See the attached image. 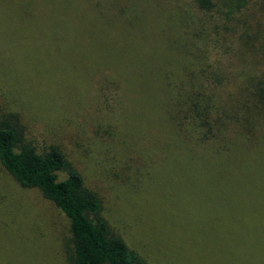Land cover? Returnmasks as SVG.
Returning a JSON list of instances; mask_svg holds the SVG:
<instances>
[{
	"label": "rangeland",
	"instance_id": "1",
	"mask_svg": "<svg viewBox=\"0 0 264 264\" xmlns=\"http://www.w3.org/2000/svg\"><path fill=\"white\" fill-rule=\"evenodd\" d=\"M88 1L0 0V110L20 115L31 141L64 143L71 164L82 171L86 184L100 195L101 216L147 264H239L237 236L244 230L239 224L242 218L247 219L240 213L243 207H238L242 202L240 191L247 193L250 200L254 196L249 186L239 182L236 170L167 167L160 179L158 169L148 168L138 172V180L133 175L135 187L121 186L125 184L123 174L131 173L125 171L126 155L131 154L118 143L105 151L95 142L96 150L90 148L93 153L83 155L80 143H84L78 139L82 138V128L76 125L82 118L74 116L66 94L69 84L61 80L62 72L73 66L78 72L82 68L87 72L112 68L111 81H115L113 74L121 71L124 91L142 94L139 102L130 103L157 123L159 112L164 109L157 108L161 102L151 99L150 94L157 91L159 66L169 56L160 50L152 51L142 58L140 70L136 67V73L129 72L128 68L133 67L126 63L129 50L141 48L128 41L132 37L130 29L148 24V16L159 10L163 17L151 18L150 24L165 25L173 18L170 22L178 32L187 33L182 34L186 44L192 48L196 43V48L202 50L199 40L206 35L196 39L191 34L200 26L218 39L210 19H203L210 23L208 28L194 26L193 21L199 20L194 15L203 13L197 9L198 0H129L124 19L127 26L102 24L96 29L95 20L87 16L91 7ZM208 1L214 6L213 18L220 20L221 28H229L222 37L237 47L230 63L223 66L227 73L222 75L228 80L224 88L235 96L241 85L250 90L259 76L264 77V0ZM216 11L219 15H215ZM24 32L27 39L23 46L19 40ZM23 50L36 54L30 63L11 56ZM51 53L64 60L59 70L58 58L43 57ZM260 83L264 85V81ZM89 98L95 100L91 103L93 117L95 102L102 99L93 96V91ZM258 109L262 107L258 105ZM108 115L118 119L105 105L106 119ZM260 120L264 130V111ZM110 123H100V132L102 126L117 124L113 119ZM96 124L93 120L86 133L93 134ZM91 155L100 163L90 170L92 166L86 163ZM63 177L60 175V179ZM225 177H230V181ZM67 238L68 221L64 215L37 190L19 186L0 166V264H65L63 244ZM225 248H232V259L227 253L216 254Z\"/></svg>",
	"mask_w": 264,
	"mask_h": 264
},
{
	"label": "trees",
	"instance_id": "2",
	"mask_svg": "<svg viewBox=\"0 0 264 264\" xmlns=\"http://www.w3.org/2000/svg\"><path fill=\"white\" fill-rule=\"evenodd\" d=\"M88 3L91 7L87 16L89 20H95L96 29L102 24L127 26L124 19L128 15L129 0H89ZM197 4V9L203 13L202 16L201 12L194 15L199 19L193 21L194 26L201 24L208 28L211 23L212 31L218 36L215 39L213 34H206L203 28L196 26L199 30L191 34L193 37L198 39L206 35L199 40L202 50L196 48V43L192 48L186 44L182 34L186 36L187 33L178 32L177 26L170 22L173 18L169 24H150L151 18L163 17L159 10L148 16V24L144 22L130 29L133 39L131 37L128 41L141 48L129 50L126 63L127 67L133 66L128 68L129 72L136 73V67L140 70L142 58L150 56L152 51L160 50L169 56V59L162 60L165 64L159 66L158 89L150 94L151 99L158 104L161 102L157 108L164 109L160 110L157 123L152 117L143 116L130 103L139 102L142 94L124 91L121 71L114 73L115 81H111L112 68L97 72L82 68L78 72L73 66L62 72L61 80L69 84L66 94L74 116L82 118L76 125L82 128V138L78 139L84 143H80L83 155L96 150L95 142V146L101 145L105 151L118 143L131 154L126 155L125 167V171L131 173L123 174L125 184L118 185L135 187L133 182L138 180V172L148 168L158 169L160 179L167 167L236 170L239 182L249 186L254 196L250 200L247 193L240 191L242 202L238 207H243L240 213H244L247 219L240 220L239 225H243L244 230L237 236V259L239 264H264V130L260 120L264 111V85L260 82L264 77L259 76L250 90L241 85L235 96L224 88L228 80L222 76L227 73L223 66L230 63L237 47L222 37L229 28H221L220 20L213 18L211 9L214 6L208 0H198ZM217 13L215 15H219ZM203 19H210V23ZM187 23L185 21V26L191 29ZM26 34H20L19 43L23 46ZM35 55L23 50V53L16 51L11 56L16 57V61L30 63ZM43 57L48 60L49 57L58 58V70L64 65L57 53ZM42 63L45 64L39 61ZM92 91L93 96L102 99L95 102L97 107L93 117L91 108L94 104L91 103L95 100L89 98ZM241 93L250 99L244 100L246 98L241 97ZM109 96L110 101L107 100ZM105 105L110 113L118 115V119L113 115L105 118ZM111 119L117 124L108 128L102 126L101 133L99 124L110 123ZM21 120L20 115L12 111L0 110V166L19 186L37 190L67 219L68 238L63 244L65 264H147L143 256L128 246L121 234L101 216L100 195L86 184L82 171L71 164L69 151L63 149L64 143L37 144L31 141L26 137L27 127ZM93 120L97 124L93 134L89 135L85 129L91 128ZM99 163L91 155L86 164L92 166L89 167L91 170ZM102 171L105 172V168ZM60 175L64 177L60 179ZM99 175L106 177L105 174ZM225 180L230 181V177ZM232 252V248H225L216 254L227 253L232 259Z\"/></svg>",
	"mask_w": 264,
	"mask_h": 264
}]
</instances>
